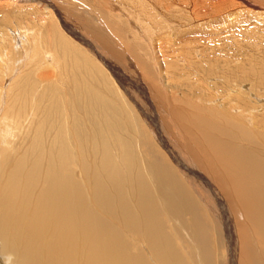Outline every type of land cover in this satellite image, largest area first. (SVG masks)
I'll return each mask as SVG.
<instances>
[{
  "label": "bare ground",
  "instance_id": "1",
  "mask_svg": "<svg viewBox=\"0 0 264 264\" xmlns=\"http://www.w3.org/2000/svg\"><path fill=\"white\" fill-rule=\"evenodd\" d=\"M89 1L93 5L100 2L103 10L115 16L111 22L124 26L128 37H120L115 26L107 22L109 31L103 32V40L82 32L61 15L51 0H0L1 76L7 73L12 51L16 53L22 43L25 56L12 71L25 75L28 69V76L29 72H37L45 81L63 76L56 83L62 86L58 87L64 95L63 106L56 103L64 110L59 122L63 132L58 134L45 127L44 140L39 143L34 138L28 142L31 154L22 149L12 151L10 157L5 150L9 147L10 124L4 120L11 113L8 108L13 104V90L11 101L2 96L9 107H4L0 118V264H264V41L254 34L236 32L235 26L227 29V24L242 20L243 3ZM93 13L91 18L97 22ZM60 28L77 37L75 40L87 49V54L102 61L139 110L142 102L154 106L163 129L158 135L164 151L152 142L154 134L150 141L151 133L137 124L133 109L118 93L113 100L120 104V112L112 107V113L108 101L105 111L122 116L124 122L111 114L112 124H123L124 128L120 127L128 135L126 123L133 118L139 136L135 157L126 147L129 142L124 146L118 139L123 137L121 131H115L117 138L113 139L114 128L104 123L107 119H101L102 106L100 111L96 105L98 121L96 112L90 115L88 110L89 115H85L70 93L68 76L80 61H85L90 75L100 76V63L96 67L81 52L75 57L77 45L61 50V60L53 53V65L38 59V51L48 53L43 52L44 47L53 40L65 41ZM137 43L145 49L141 57L140 52L131 50ZM63 53H67V60ZM145 61L157 70L158 82L156 89L146 85L148 89L140 90L143 96H139L129 83L133 82L131 77L141 76ZM92 86L95 88V84ZM43 110L46 122L45 118L52 115L49 108ZM34 113L27 114L29 119L25 116L24 128L31 124ZM176 131L181 144L171 141L174 147L167 145L165 137H172L169 135ZM7 156L8 164L3 165ZM217 222L224 231L225 239L221 241ZM243 244L251 247L245 250Z\"/></svg>",
  "mask_w": 264,
  "mask_h": 264
},
{
  "label": "rangeland",
  "instance_id": "2",
  "mask_svg": "<svg viewBox=\"0 0 264 264\" xmlns=\"http://www.w3.org/2000/svg\"><path fill=\"white\" fill-rule=\"evenodd\" d=\"M64 1H66V3H64ZM68 0H51V2L56 6V8H58V11L61 13V15L63 16V17H65L66 19H67V21H70V24L71 25H73V26H76V27H78V29L79 30H81L82 32H88V33H91V34H95V35H97L99 38H101L102 40H103V32H105V33H108V31H109V29L108 28H106V26H105V24H106V22L107 23H110V26L113 28L114 26V30L117 32V33H119L121 36L120 37H122V38H124L125 37V35H126V37H128V34H126V33H124V26H118V24L114 21L113 23L111 22V17H112V19L115 17L114 15L113 16H111L109 13H108V11L107 10H103L101 7L102 6H100L101 5V3L99 2H96L95 4L96 5H93V4H91L90 3V1L88 0H69L68 2H67ZM82 1V2H81ZM119 2H120V0H118ZM117 0L115 1H111V2H113V3H115V4H117L116 2H118ZM232 1H236V2H238L239 4H242L243 3V5L244 6H242L241 5V7L240 8H242V9H244V14H240V17H242V20H238V22L236 21L234 24H230V25H228L227 24V29H232L234 26H235V29L234 30H236V32L237 31H239V32H245V33H247V34H254V35H257V36H260V38H261V40L262 41H264V17H262L261 15H263L264 16V0H232ZM246 1H248V3H251V4H248ZM69 2H70V4H69ZM84 4V5H83ZM71 5V6H70ZM245 6H246V8H245ZM248 6V7H247ZM252 7L251 9H250V7ZM87 7V8H86ZM65 8V9H64ZM86 8V9H85ZM88 8H89V10H90V12H94L93 14L95 15V17H96V19H97V22H96V20H95V22H94V20L91 18V15H90V12L88 11ZM85 11H84V10ZM92 9V10H91ZM253 9V10H252ZM260 11H258V10ZM87 11V12H86ZM246 11V12H245ZM255 11V12H254ZM256 11H258V12H256ZM248 12V13H247ZM253 12V13H252ZM112 13H115V12H112ZM249 14V15H248ZM257 14H259V15H257ZM243 15V16H242ZM98 16H100V19H99V17ZM246 16H248L247 18H246ZM261 16V17H260ZM94 17V18H95ZM102 18V19H101ZM104 19V20H103ZM244 20V23H242V21ZM1 22V21H0ZM2 22H4V21H2ZM234 22V21H233ZM232 22V23H233ZM6 23V22H5ZM13 23H17L18 24V21H16V18H13ZM102 23V24H101ZM242 23V24H241ZM236 24V25H235ZM8 25V24H7ZM238 25V26H237ZM103 26V27H102ZM5 27V26H4ZM61 29V32L63 33V35L65 36V41H58V40H55V42H54V40H53V44H50V46H48V47H44L43 49V52H48V53H46V54H42V53H40L39 51H38V59L39 58H41L42 60L44 59V60H46V62L47 63H50V64H52L53 65V62H54V60H55V57H54V54L53 53H57V55L59 56H61V50H62V52L65 50H67V49H72L71 47H74V46H72V45H77L76 47L78 48V50H79V52H78V50H77V48H75L76 50H77V55H76V53H74V55H76L75 57H77L78 58V56L81 54L82 56H84L86 59H88V60H91L92 62H93V64L97 67V63H100L99 65H98V68H100V70L102 71V74H100V76L98 77L97 75H95V76H92V75H90L89 74V71H88V68H85V66H86V63H83V62H85V61H80V62H82V63H79L78 62V65H80L79 67H77V68H73V69H75V70H72V71H74L73 72V74H70V76H68L69 77V79L71 78V81L69 80L68 82H70V85H72V87H71V89H72V91L70 92V93H73L72 95H73V98L80 104V109L81 110H83L84 111V113H85V115H93V114H95V113H92V111L93 112H96V114H95V116H97L96 118H97V121H98V118H99V116H98V114H97V107H98V109H99V107H100V111H101V106H102V112H103V114H101L102 116L101 117H103V118H101L102 120H104V119H107L106 121L108 122V123H106L105 122V120H104V123L106 124V125H108L109 127H111V128H114V130L112 129V132H113V134H114V140H115V137H116V134H115V131H121V133H123V137L121 136L120 138H118V139H121L120 140V142L122 141L123 142V144H124V146L126 145L125 143H128L129 142V145H126V147H128L129 148V151L130 152H132V154L134 153V156L133 157H135L136 156V148H137V146H138V144L136 143V142H138L139 141V136H138V132H137V130H136V127H135V123L133 122V118L130 120L129 118H128V122L126 123L127 124V128H125L126 129V131H127V129H128V132H129V135H128V133L127 132H125V130H123L122 128H124V126H122L123 124H120L121 126H122V128L120 127V125H119V127H117L118 125L117 124H115L114 122H113V124H112V120H111V118L115 115V119L117 120V121H121V122H124L123 121V118H122V116H117V114H115V111H114V114H112L113 112V109H112V107L113 108H115V110H116V112L118 111V113L120 112V108L121 107H119L117 104H119L118 103V101H116V100H113V98L115 97V95L118 93V94H120L121 95V97L122 96H124V97H122V101H123V99H124V101H123V103H125V105H127V107H129V109H130V107H131V110L133 111V112H131V113H133L135 116H134V118H136V121L138 122L137 124L139 125L140 124V126L142 127V129L146 132V133H151V135H150V141H151V138L154 140H152V142H154L156 145H157V148H160L161 149V151H164V146H163V144H161V142H159V138H160V136L158 135V134H160L161 132H163V129H162V126L160 127V125H161V122H159V118H158V116H157V112L155 111V108H154V106L150 103V104H148V103H145V102H142L143 104L141 105V110H139L138 108H137V106L134 104V102H133V100H132V102H131V99H130V97L128 96V95H126L125 94V92H124V90H122V88L119 86L118 87V84L115 82L116 80L115 79H113V77H112V75L109 73V71H108V69L105 67V65L102 63V61L101 60H98L99 58H97L95 55L93 56V54H87V49L84 47V46H80L79 44H78V42L76 41L77 40V37H72L70 34H68V33H66L65 31H64V29L63 28H60ZM104 30H108L107 32L106 31H104ZM119 30H120V32H119ZM123 32V33H122ZM42 33H44L43 32V30H42ZM84 35V34H83ZM68 37V38H67ZM39 39H40V37H39ZM38 39V40H39ZM76 39V40H75ZM114 39V38H113ZM38 40H37V42H38ZM91 40V39H90ZM115 40V39H114ZM40 41V40H39ZM30 44L32 45L33 44V42H34V40H32V38H31V40H30ZM108 42V41H107ZM71 43V44H70ZM76 43V44H75ZM39 45V44H38ZM25 45H23L22 43H21V45L19 44V46L17 47L18 48V51L15 53L14 51H12V53H11V55H12V59H11V61H10V64L8 63L7 65H6V71L5 72H7L6 73V75H2L1 76V74H0V89L1 90H3V88L4 87H6V89H4L3 91H1L0 90V118H3V113H4V107L7 105V108L9 107L8 106V104L6 103L5 104V102L7 101H3V100H5V98H8V100L10 99V97H11V94H12V90H13V104H11L10 105V108H8L9 109V112H11L10 114H9V116L7 117V119H5L4 120V122L6 121V122H8V124H10V125H8L9 126V128H10V138L8 137V139H7V142H9L8 143V145H9V147L7 146V148L5 149V150H7V155L10 157L11 155H12V151H15V153H17L19 150H21V151H23L22 149H24L25 151H28L27 153L28 154H31V152H29L30 151V149L28 150V147H27V145H28V142H30L31 140H33L34 138L37 140V142L39 141V143H40V140L41 139H45V134H46V132H44L43 130L45 129V127H47V128H51L52 130H53V132H58V134H60V133H62L63 132V130L61 129V124H59V122L61 121L60 119H61V114H62V111H64V110H60V105H62L63 106V104L64 103H62L63 102V91H61V89L60 88H62V86L60 85V84H57L58 83V81H60V80H62V77L63 76H61V78H60V76L58 75V76H56V77H53V76H51L50 78H46V81L45 80H43V79H45V78H43V76H42V80H41V78H40V75L36 72H29V76H28V72H27V70H24V72H26L27 74H25V75H22V73H21V75L19 74V75H16L17 73H16V71H12V69H15L14 67H18V65H16L17 63H19L18 61H19V59H23V57L25 56L24 55V50L26 49L25 47H24ZM40 46V45H39ZM41 47V46H40ZM133 48L131 49L133 52H135L134 50H136V52H137V54L141 57L142 56V53L143 52H145V49H144V47H143V45H141V44H138L137 43V45H134L133 44V46H132ZM139 47V48H138ZM29 48V47H28ZM47 48V49H46ZM142 48V49H141ZM21 49L23 50V52L21 51ZM81 49V50H80ZM139 49V50H138ZM42 50V49H41ZM143 50V51H142ZM253 50H255V49H253ZM28 51V50H27ZM52 51V52H51ZM84 51V52H83ZM32 52H34V51H32ZM81 52V53H80ZM78 53H80V54H78ZM129 54H130V52H128ZM45 55V57L44 56H42V55ZM67 54V53H66ZM65 53H63V55L62 56H64L65 57V60H67V58L66 57H68V56H65L66 55ZM128 54V55H129ZM132 54V53H131ZM23 55V56H22ZM31 55V54H30ZM52 56V57H51ZM58 57L57 58V60H61V57ZM28 60H30V59H28ZM43 60V61H44ZM50 61V62H49ZM71 62H66V64H70ZM145 63V65H142V70H143V75L141 74V76L139 77V78H132L131 77V81H133L132 83H129V84H132L131 86H132V88H134V90H136L137 91V94L139 95V96H143V94L140 92V90L142 91V89H148V86L149 85H151L152 87H154V89H156V82H158L157 81V79H158V72H157V70H155L149 63H147L146 61L144 62ZM85 64V65H84ZM135 64V63H134ZM14 65V66H13ZM72 65V64H71ZM71 65H66V68H70L71 67ZM233 65H236V63L235 62H233ZM70 66V67H69ZM150 66V67H149ZM232 66V65H231ZM103 67V68H102ZM148 67V68H147ZM27 68V67H26ZM25 68V69H26ZM106 68V69H105ZM20 69V71L22 70V69H24V67L23 68H18L17 69V71ZM50 69V68H49ZM77 70V71H76ZM120 70V69H119ZM15 73L14 75H16V76H14L13 75V73ZM1 73V72H0ZM11 75V76H10ZM57 75V74H56ZM61 75V74H60ZM103 75V76H102ZM9 76V77H8ZM31 76H32V78H31ZM89 76H90V78H89ZM39 77V78H38ZM102 77V78H101ZM9 78H10V81H9ZM57 78H60V79H57ZM77 78H79L78 79V82H73L75 79H77ZM97 78V79H96ZM4 79V80H3ZM35 79L39 82V83H37L36 81H35ZM56 79V80H55ZM87 79V80H86ZM50 82H49V81ZM52 80H54V81H52ZM99 80V81H98ZM45 81V82H44ZM63 81H64V79H63ZM80 81V82H79ZM83 83H82V82ZM89 81H91V82H89ZM104 83H103V82ZM5 82V83H4ZM8 82V83H7ZM11 82V83H10ZM33 82V83H32ZM52 82H54V83H52ZM57 82V83H56ZM140 82V83H139ZM10 83V84H9ZM14 83H17V86L15 87V84ZM26 83V84H25ZM65 84H66V81L64 82ZM80 83V84H79ZM88 83V84H87ZM4 86H3V85ZM23 84V85H22ZM28 84V85H27ZM78 84V85H77ZM95 84V88L92 86L91 87V85H94ZM104 84H106V85H104ZM31 85V86H30ZM38 85H40V86H38ZM53 85H54V87H53ZM55 85H57L56 87H55ZM80 85V86H79ZM82 85V86H81ZM87 85V86H86ZM96 85H98L99 87L97 88V89H101L100 91L98 90L97 92H95V90H97L96 89ZM105 86V88H104V86ZM108 85V86H107ZM112 85H114V86H112ZM146 85H148L147 86V88H146ZM25 86V87H24ZM30 86V87H29ZM34 87V89H33V87ZM60 88H59V87ZM101 86H102V88H101ZM140 87V89L138 90L137 89V87ZM9 87H11V89L8 91L7 89L9 88ZM26 87H28V88H26ZM52 88V89H49V88ZM106 87H110L109 88V90H108V88H106ZM111 87H112V89L115 91H113L112 89H111ZM16 88V89H15ZM22 88V89H21ZM29 88H32V89H29ZM56 88V89H55ZM82 88V89H81ZM88 88V89H87ZM91 88H92V90H91ZM119 90H118V89ZM20 89V90H19ZM54 89V90H53ZM57 89H58V91H57ZM81 89V90H80ZM85 89V91L83 92V90ZM6 90V91H5ZM19 90V91H18ZM43 90H44V92H46V93H44L43 92ZM46 90V91H45ZM51 90H53V91H51ZM61 92H60V91ZM4 91H5V93H4ZM8 91V92H7ZM18 91V92H17ZM24 91V92H23ZM25 91H27V93L25 92ZM35 91H37V94H39V100H37L36 98V92ZM48 91H50L51 93L53 92V94H50V92H48ZM101 91H103V93L101 92ZM109 91V92H108ZM113 91V92H112ZM60 94H59V93ZM88 93V96H86L87 95V93ZM106 92V93H105ZM107 92H108V96H107ZM111 92V93H110ZM129 92V91H128ZM149 92V91H148ZM9 93V94H8ZM26 93V94H25ZM41 93V94H40ZM76 93V94H75ZM85 93H86V95H85ZM98 93V94H97ZM116 93V94H115ZM130 93V92H129ZM3 94H4V97H2L3 96ZM19 94H21V95H19ZM34 94V95H33ZM36 94V95H35ZM101 94V95H100ZM115 94V95H114ZM131 94V93H130ZM10 95V96H9ZM17 95V97H15ZM24 95H26V96H23ZM42 97H41V96ZM56 95V96H55ZM74 95H75V97H74ZM59 98H58V97ZM62 96V97H61ZM112 96V97H111ZM130 96H132V94L130 95ZM27 97V98H26ZM29 97V98H28ZM42 99H41V98ZM61 97V98H60ZM102 98V100H100L101 98ZM110 97V98H109ZM17 98V99H16ZM45 98H47L46 100H45ZM49 98V99H48ZM90 98V99H89ZM112 98V99H111ZM132 98V97H131ZM23 99H25V100H23ZM43 99H44V101H43ZM55 99H56V101H55ZM58 99H59V101H58ZM133 99V98H132ZM26 100H29V101H26ZM91 100V101H90ZM99 100V102H97ZM109 100H111V101H109ZM10 101H11V99H10ZM25 103H23V102ZM39 101V102H38ZM85 102L84 104H82V102ZM101 101H103L104 102V104L103 105H101L100 103H102ZM107 101L110 103V105L109 106H111L110 107V109H112L111 110V112L112 113H108V111H105V110H107ZM120 101V100H119ZM4 102V103H3ZM17 102H18V104H17ZM87 102V103H86ZM111 102H112V104H114V105H112L111 104ZM116 102V103H115ZM30 103V104H29ZM36 103L38 104V105H36ZM41 103V104H40ZM56 103H59V106H58V104H56ZM89 103H91V104H89ZM20 104V105H19ZM22 104V105H21ZM26 104H28V105H26ZM32 104V105H31ZM34 104V105H33ZM49 104H54V105H52V106H50ZM56 104V105H55ZM81 104H82V106H81ZM86 104H87V106H86ZM100 106H99V105ZM2 105H3V108H2ZM43 105V106H42ZM92 105V106H91ZM96 105H97V107H96ZM120 105V104H119ZM14 106V107H13ZM21 106V107H20ZM36 106H38V107H36ZM94 106V107H93ZM104 106H106L105 108L106 109H104ZM17 107H19V108H17ZM24 107V108H23ZM43 107H45L46 109L47 108H49L50 109V111H51V115H52V118H50V116L49 117H47V118H45V120H46V122L44 121V117H43V112L41 111V110H43V109H45V108H43ZM89 107V108H88ZM14 108V109H13ZM16 108V109H15ZM22 108V109H21ZM27 108V109H26ZM62 108V107H61ZM73 108V110L74 109H76V108H74V107H72ZM85 108H87V110L85 109ZM90 108H92V109H90ZM152 108H154V109H152ZM25 109V110H24ZM36 109V110H35ZM54 109V110H53ZM94 109L96 110V111H94ZM151 109V110H150ZM163 109V108H162ZM18 110V111H17ZM36 112H35V111ZM38 110V111H37ZM40 110V111H39ZM53 110V111H52ZM88 110H91V111H88ZM127 111H128V109H126ZM165 110V109H164ZM6 111H7V109H6ZM26 111H28V112H26ZM44 111V110H43ZM55 111V112H54ZM87 111H88V113H87ZM35 112V113H34ZM107 112V113H106ZM148 112H150V114L148 113ZM22 113V114H21ZM30 113V115L32 114V113H34L35 115H33L30 119L31 120H29V123H31V124H29L28 122H27V124H29V125H27L25 128L22 126V124H23V122L25 121H23V119L25 118V116L27 115V114H29ZM58 113V114H57ZM16 114H18V115H16ZM49 114V115H50ZM53 114H54V117H53ZM57 114V115H56ZM113 116H112V115ZM163 114V113H162ZM21 115V116H20ZM23 115V116H22ZM37 115V117H34V116H36ZM39 115V116H38ZM64 115V114H63ZM104 115H105V117H104ZM155 115V116H154ZM2 116V117H1ZM14 116V117H13ZM143 116H144V118H143ZM23 117V118H22ZM29 117V115H27V118ZM107 117V118H106ZM152 117V118H151ZM157 118V119H155V118ZM18 118V119H17ZM22 118V119H21ZM43 118V119H42ZM49 118H50V121H48L49 120ZM57 118H59V119H57ZM65 118V117H64ZM108 118H109V120H108ZM127 118V117H126ZM154 118V119H153ZM9 119H11V120H9ZM13 119V120H12ZM29 119V118H28ZM27 119V120H28ZM142 119V120H141ZM144 119H145V121H147L148 123H145V121H144ZM148 119V120H147ZM9 120V121H8ZM34 120H37V121H34ZM43 120V121H42ZM53 122H52V121ZM0 121H2V119H0ZM32 121H34V122H38V123H41V124H43V126L41 127L39 124H34V123H32ZM110 121V122H109ZM129 121L130 122H132V125L133 126H131L130 124L131 123H129ZM20 122V123H19ZM49 122V123H48ZM58 123V124H57ZM61 123V122H60ZM110 123V124H109ZM145 123V124H144ZM154 123V124H153ZM0 124L1 125H3V122L1 123L0 122ZM6 125H7V123H5ZM45 124V125H44ZM57 124V125H56ZM115 124V125H114ZM125 124V125H126ZM146 124H147V126H146ZM157 126H156V125ZM160 124V125H159ZM15 125H16V127H15ZM21 125V126H20ZM50 125V126H49ZM52 125V126H51ZM112 125V126H111ZM114 125V126H113ZM129 125H130V127H129ZM148 125H150V126H148ZM159 125V126H158ZM19 126V127H18ZM33 128H32V127ZM53 126H55V127H53ZM152 126V127H151ZM21 127H23V128H21ZM35 127V128H34ZM37 127H39L38 129H37ZM59 129H57V128ZM129 127V128H128ZM160 127V128H159ZM27 128V129H26ZM43 128V129H42ZM54 128V129H53ZM57 130H56V129ZM96 128H98V127H96ZM117 128H119V129H116ZM131 128H133L132 130H134V128H135V132L134 131H131ZM156 128V129H155ZM158 128H159V130H158ZM22 129V130H21ZM30 129V130H29ZM33 129V130H32ZM37 129V130H36ZM148 129H149V131H148ZM160 129H162V130H160ZM23 130H25V132L23 131ZM27 130V131H26ZM55 130V131H54ZM60 130H62V131H60ZM96 130H98V129H96ZM123 130V131H122ZM151 130H153V133L152 132H150ZM23 131V132H22ZM154 131H155V133H154ZM32 132L34 133V134H32ZM98 132H99V134H100V131L98 130ZM157 132V133H156ZM159 132V133H158ZM23 133V134H22ZM42 133H43V135H42ZM127 133V134H126ZM22 134V135H21ZM66 134V133H65ZM134 135V139L132 138V136ZM152 134H154L153 136H152ZM184 134V133H183ZM13 135V136H12ZM25 135V136H24ZM17 136V137H16ZM41 136V137H40ZM100 136H101V134H100ZM126 136L128 137V138H126ZM152 136V137H151ZM154 136H156V138L154 137ZM158 136V137H157ZM169 136H172V137H168V139H167V137H165V139L168 141V144L167 145H169V146H172V147H174L173 145V143H177L178 145L179 144H181L180 143V139L178 140V138H180V135L177 133V131H176V133L174 132V134H172V135H169ZM178 136V137H177ZM15 137V138H14ZM22 137V138H21ZM26 137V138H25ZM32 137V138H31ZM183 137V136H182ZM19 138H20V140H19ZM25 139V141H24V139ZM67 138V137H66ZM65 138V139H66ZM96 138V137H95ZM117 138V137H116ZM123 138V139H122ZM126 138V139H125ZM158 138V139H157ZM9 139H10V141H9ZM16 139V140H15ZM27 139V140H26ZM63 139H64V137H63ZM101 139L102 138H100V141L99 142H102L103 143V139H102V141H101ZM129 139V140H128ZM133 139V140H132ZM15 140V141H14ZM17 140H19V142L17 141ZM61 140H62V138H61ZM136 140H138V141H136ZM24 143H23V142ZM66 141V140H65ZM133 141V142H132ZM158 141V143H156V142ZM171 141H173V143L171 142ZM175 141V142H174ZM13 142V143H12ZM12 143V144H11ZM15 143V144H14ZM20 143L22 144V145H20ZM139 143V142H138ZM159 143H160V145H159ZM11 144V145H10ZM135 144V145H134ZM24 145H25V147H24ZM133 147H132V146ZM137 145V146H136ZM13 146V147H12ZM21 146V147H20ZM135 146H136V148H135ZM166 146V145H165ZM1 147V146H0ZM12 147V148H11ZM16 147V148H15ZM18 147V148H17ZM20 147V148H19ZM27 147V148H26ZM39 148H41V146L39 147ZM10 151H9V150ZM27 149V150H26ZM132 150V151H131ZM11 152V153H10ZM8 156L6 157V158H4L3 159V165L4 164H8V163H6V160H7V162H8ZM112 158V157H111ZM5 160V161H4ZM202 214V213H201ZM214 215L212 214L211 215V217L213 218V219H215L214 217H213ZM217 234H218V236H220L219 237V239H220V241H221V239H225V236H224V231H223V229H222V224H218V222H217ZM251 246L250 245H248V244H243L242 245V248L243 249H249ZM222 264H224V262H222ZM225 264H226V262H225Z\"/></svg>",
  "mask_w": 264,
  "mask_h": 264
}]
</instances>
